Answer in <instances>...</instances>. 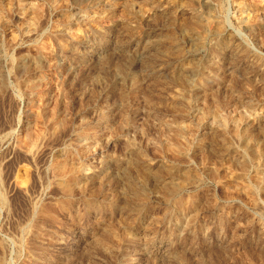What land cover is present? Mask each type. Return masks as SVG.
<instances>
[{
    "label": "rangeland",
    "instance_id": "374dc122",
    "mask_svg": "<svg viewBox=\"0 0 264 264\" xmlns=\"http://www.w3.org/2000/svg\"><path fill=\"white\" fill-rule=\"evenodd\" d=\"M263 128L264 0H0V264H264Z\"/></svg>",
    "mask_w": 264,
    "mask_h": 264
},
{
    "label": "bare ground",
    "instance_id": "6f19581e",
    "mask_svg": "<svg viewBox=\"0 0 264 264\" xmlns=\"http://www.w3.org/2000/svg\"><path fill=\"white\" fill-rule=\"evenodd\" d=\"M195 16L198 18L197 15H195ZM199 22H201V19H199ZM246 23H248V22H246ZM243 27L247 28L248 26L245 23H243ZM138 55H139V53H138ZM22 67H23V65L21 64L18 69H21ZM219 128H220V129H218L219 132H217L218 134L217 133L216 134L214 133V134H215V136H219L220 137L219 143L222 144V146L224 148H228V142H227V139H226V131H227L226 125L223 124ZM244 131H246V129ZM241 132H242V129H241V131L239 133L241 134ZM262 139H261L262 143L258 144L257 148H255V149L250 147L248 144L244 143V145H243V152H242L243 153L242 154L243 157L241 159V167H242V170H243V172H244V174L246 176V179H247V185H248L249 190H250L249 193H250V197L251 198H256L258 192L259 193L261 192L263 194V197H264V138L262 137ZM256 157L259 158L260 162L258 164H256V166L255 165L251 166V164L255 161L254 159H256ZM256 163H257V161H256ZM83 178H85V177H83ZM137 190H135V193H133L134 196L138 195V193H137L138 191ZM255 200H257V198ZM255 206H256V204H255Z\"/></svg>",
    "mask_w": 264,
    "mask_h": 264
}]
</instances>
